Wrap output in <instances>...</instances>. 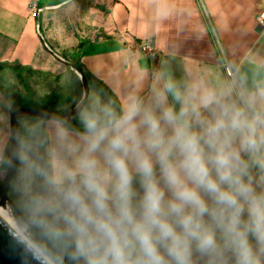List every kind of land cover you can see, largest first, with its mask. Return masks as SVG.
Instances as JSON below:
<instances>
[{
  "label": "clouds",
  "instance_id": "clouds-1",
  "mask_svg": "<svg viewBox=\"0 0 264 264\" xmlns=\"http://www.w3.org/2000/svg\"><path fill=\"white\" fill-rule=\"evenodd\" d=\"M123 62L56 112H20L4 77L0 228L21 264H264V57L181 78Z\"/></svg>",
  "mask_w": 264,
  "mask_h": 264
},
{
  "label": "crops",
  "instance_id": "crops-1",
  "mask_svg": "<svg viewBox=\"0 0 264 264\" xmlns=\"http://www.w3.org/2000/svg\"><path fill=\"white\" fill-rule=\"evenodd\" d=\"M39 0H0V38L8 44L5 60L41 70L47 59L37 28L36 13L31 11ZM80 0L68 8L76 9ZM92 9L91 34L111 39L93 40L85 45L82 62L86 69L106 86L112 73L126 77L129 61L147 64L151 69L162 65L183 77L187 72L211 75L224 62H244L249 55L264 57V0H167L169 15L156 16L148 0H99ZM52 8V7H49ZM67 7L44 12L60 13ZM50 21V20H49ZM42 29L48 44L56 52L80 47L82 40H50L43 18ZM151 40L153 53L140 48ZM67 46L63 48V44Z\"/></svg>",
  "mask_w": 264,
  "mask_h": 264
},
{
  "label": "rangeland",
  "instance_id": "rangeland-1",
  "mask_svg": "<svg viewBox=\"0 0 264 264\" xmlns=\"http://www.w3.org/2000/svg\"><path fill=\"white\" fill-rule=\"evenodd\" d=\"M99 0H80L76 9H69L67 5L66 11L60 13H50L43 15L46 20V24L51 23V26L46 29L50 40H100L105 34H91L93 29L92 9L98 8L100 5ZM50 20V21H49ZM67 46L63 44V48ZM8 44L0 38V62L5 60L6 52L8 51ZM59 55H69V50H62V46L58 47ZM47 59L40 62L41 70H36L37 74L28 79L27 84L32 89L37 100H41L47 96L55 94H66L75 87L79 88V82L67 75V67L54 59L47 52ZM63 57V56H62ZM70 61V60H69ZM9 62V61H6ZM71 62V61H70ZM11 64H18L16 62H9ZM10 74L14 78V84L9 88V96L11 99H19L26 94L24 86L19 83L18 79L11 72H7L4 77ZM60 77V78H58ZM82 86V85H81ZM73 101L68 105L72 106ZM0 131H6V125L0 123Z\"/></svg>",
  "mask_w": 264,
  "mask_h": 264
},
{
  "label": "trees",
  "instance_id": "trees-1",
  "mask_svg": "<svg viewBox=\"0 0 264 264\" xmlns=\"http://www.w3.org/2000/svg\"><path fill=\"white\" fill-rule=\"evenodd\" d=\"M68 0H39L37 5L38 9H45L49 7H56ZM43 13L40 15L41 21H43ZM104 39H111V36L104 35L102 37ZM91 40H83L81 44L88 45ZM69 55H62L64 59L70 60L72 63L76 64V66L84 73L87 78L90 87L95 85L98 87H105L106 85L102 83L99 79H97L94 75H92L84 66L82 59L84 54V49H79V47L71 49L68 51ZM7 72H11L18 79L19 83L24 86L26 94L19 99H15L12 101L16 109L23 108H39L48 112H56L63 106H68L72 101L82 97V86L79 78L72 72L70 69H67V75L74 77L79 82V88L75 87V90L72 92V89L69 93L66 94H55L51 96H47L41 100H37L35 98L32 89L28 86L27 81L33 75L37 74L36 70L32 67H25L20 64H11L9 62H0V92H5L3 88V75ZM60 78V77H58ZM9 94V88L6 91V95ZM9 96V95H8ZM75 123V121H74Z\"/></svg>",
  "mask_w": 264,
  "mask_h": 264
},
{
  "label": "water",
  "instance_id": "water-1",
  "mask_svg": "<svg viewBox=\"0 0 264 264\" xmlns=\"http://www.w3.org/2000/svg\"><path fill=\"white\" fill-rule=\"evenodd\" d=\"M74 0H68L65 3L52 7V8H45V9H38L36 11V18H37V28H38V35L40 38V41L44 47V49L57 61L65 65L68 69H70L72 72L75 73V75L79 78L81 85H82V94L84 90L88 89L90 87L89 82L87 78L85 77L84 73L76 66V64L70 62L67 59H64L61 55H59L54 49L51 48V46L48 44L44 37L43 29H42V22L40 19V15L44 12H48L50 10L55 9H61L70 3H72ZM84 44H81L79 49L84 48ZM83 97H81L82 99ZM20 112L23 113H34L39 111H45L43 109L39 108H23L18 109ZM12 126H15V121L13 120L11 122ZM9 199V193L8 190L4 186H0V203H3L5 200ZM0 264H21L20 259V251L18 248H16L12 241L10 240L9 236L7 235L6 231L3 228H0Z\"/></svg>",
  "mask_w": 264,
  "mask_h": 264
},
{
  "label": "built area",
  "instance_id": "built-area-1",
  "mask_svg": "<svg viewBox=\"0 0 264 264\" xmlns=\"http://www.w3.org/2000/svg\"><path fill=\"white\" fill-rule=\"evenodd\" d=\"M31 11L34 14L36 13V11H37V4L36 3L33 4L32 8H31ZM139 46H140L141 49L145 50L148 53H153L155 51L153 46H152V41L149 40V39L148 40H144L143 42H141ZM229 71H230V69H229Z\"/></svg>",
  "mask_w": 264,
  "mask_h": 264
}]
</instances>
